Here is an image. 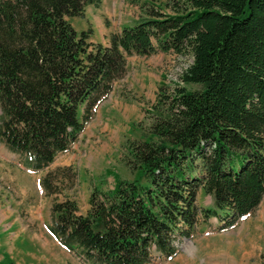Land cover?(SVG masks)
<instances>
[{
    "label": "trees",
    "instance_id": "16d2710c",
    "mask_svg": "<svg viewBox=\"0 0 264 264\" xmlns=\"http://www.w3.org/2000/svg\"><path fill=\"white\" fill-rule=\"evenodd\" d=\"M100 4L0 0V144L27 171L45 172L48 231L84 264L166 261L200 219L224 231L263 199L264 0H169L170 14L147 10L108 45L67 20ZM156 53L191 57L182 85L158 88L141 139L124 146L138 177L93 188L80 214L65 194L74 168L48 169L125 76L127 58ZM200 189L213 208L197 205Z\"/></svg>",
    "mask_w": 264,
    "mask_h": 264
},
{
    "label": "rangeland",
    "instance_id": "374dc122",
    "mask_svg": "<svg viewBox=\"0 0 264 264\" xmlns=\"http://www.w3.org/2000/svg\"><path fill=\"white\" fill-rule=\"evenodd\" d=\"M168 3L169 0H105L104 9L89 8L88 15L95 27L102 32L107 30L111 36L145 17L147 10L159 9L170 14ZM191 61L189 55L173 53L127 58L125 76L114 83L111 93L96 107L91 121L70 150L59 155L48 169L74 168L78 175L77 185L65 194L76 201L80 214L86 213L93 188L108 191L114 187V178L131 181L138 177L125 165L124 146L127 141L141 139L139 124L145 126L148 123V111L156 100L158 88L162 85L181 86L180 76ZM185 87L188 90L200 88L194 85ZM44 174L28 173L17 156L0 144V264H22L16 255L17 250L10 254L7 252L9 246L4 244L6 236L13 230L10 225L15 222L17 214L22 217L28 213L38 214L45 228L51 222L50 199L43 195L38 183ZM208 199L202 192L199 205H207ZM201 222L198 234L204 236L206 225ZM5 224L9 225L4 227ZM196 239L199 238L196 236ZM19 248L26 253L28 246L19 245ZM176 248L181 255L170 260L169 264H264V196L254 214L241 219L225 234L200 242L181 241L176 243ZM226 251H229V257L223 254ZM30 253L34 254L31 246ZM187 254L193 257L190 259ZM66 255L67 264H84L81 259L69 253Z\"/></svg>",
    "mask_w": 264,
    "mask_h": 264
},
{
    "label": "crops",
    "instance_id": "0c3cea01",
    "mask_svg": "<svg viewBox=\"0 0 264 264\" xmlns=\"http://www.w3.org/2000/svg\"><path fill=\"white\" fill-rule=\"evenodd\" d=\"M111 1H114V0H111ZM104 4H105V0H101V4L98 7L88 5L84 8L83 17L67 19L68 22L72 25V27L77 33L87 31L88 29H90L89 26H91L92 33L88 39L89 43L102 44V45H108L109 43V38H110L109 32L107 30L102 32L100 29H98V27H95L93 25L92 19L88 15L89 8L94 7V8L100 9L103 7L102 9H104ZM112 4L114 5V2ZM134 24H131L125 27H130ZM76 25H78L79 28H77ZM121 30H119V32ZM159 54H163V53H156L151 56H155ZM164 55H167V54H164ZM131 57H139V56H131ZM131 57H128V58H131ZM144 57H150V56H144ZM202 192L203 190L200 189L197 193V200H196L197 205L202 208H213V201L209 195H207L209 198L208 204L204 206L199 205L198 199H199V196L202 194ZM14 220L15 222L10 225V227L13 230L9 236L8 235L6 236L4 240V244L6 246L7 245L9 246L7 250L8 253L10 252V254L11 253L13 254V252L17 250L16 255L20 257L22 264H67L66 254L68 253L71 255L73 254L68 252L64 247H62L52 235H50L49 233H45L46 231H42V230H47L48 232V229H47V226L46 228L43 227L44 221L42 220L41 216L39 217L38 214H34L33 216L32 213H28L26 217H22L21 214H17ZM201 223L206 225V229H205L206 233L204 234V236H200L198 234L200 230V228L198 227L199 225H198L194 233L189 238V241L194 240L195 242L196 240H199L200 242L201 240H204L205 238L221 236L222 234H225L226 231L230 230V229H227L224 231H219L217 229V219L215 218L210 219L207 222L202 221ZM8 225L9 224H5L4 227ZM196 236L199 239H196ZM19 245L28 246V248L25 250L26 253H23L24 249L19 248ZM30 246L34 249L33 255L30 253ZM223 254L229 257L230 253L229 251L228 252L226 251V252H223ZM180 255H181L180 253H177L173 257L174 260L177 259ZM188 257L191 259V257L193 256H190L189 254ZM165 262L166 264H169L171 261H168V262L163 261L157 264H165Z\"/></svg>",
    "mask_w": 264,
    "mask_h": 264
}]
</instances>
